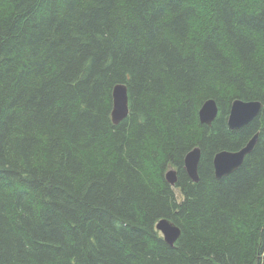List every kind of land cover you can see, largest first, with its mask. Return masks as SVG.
I'll use <instances>...</instances> for the list:
<instances>
[{
	"label": "trees",
	"instance_id": "16d2710c",
	"mask_svg": "<svg viewBox=\"0 0 264 264\" xmlns=\"http://www.w3.org/2000/svg\"><path fill=\"white\" fill-rule=\"evenodd\" d=\"M234 99L262 103L238 129ZM0 264H264V0H0Z\"/></svg>",
	"mask_w": 264,
	"mask_h": 264
},
{
	"label": "water",
	"instance_id": "95a60500",
	"mask_svg": "<svg viewBox=\"0 0 264 264\" xmlns=\"http://www.w3.org/2000/svg\"><path fill=\"white\" fill-rule=\"evenodd\" d=\"M113 106L111 119L116 124L119 123L128 113V95L124 84H116L112 89ZM262 103L259 100L234 99L231 102L227 124L231 129H238L252 121L260 112ZM218 107L214 99H207L198 111L201 123L210 125L215 119ZM257 141L255 133L242 147L237 150L223 149L217 151L213 156V167L216 178L226 176L235 171L243 162L245 156L250 153ZM200 159V148L194 147L188 151L184 157V169L190 179L198 181V163ZM166 181L173 185L177 180L176 170L169 168L165 172ZM155 228L161 233L164 240L172 245L180 234L177 225L166 218L157 221Z\"/></svg>",
	"mask_w": 264,
	"mask_h": 264
},
{
	"label": "rangeland",
	"instance_id": "374dc122",
	"mask_svg": "<svg viewBox=\"0 0 264 264\" xmlns=\"http://www.w3.org/2000/svg\"><path fill=\"white\" fill-rule=\"evenodd\" d=\"M178 195V194H177ZM179 196V195H178Z\"/></svg>",
	"mask_w": 264,
	"mask_h": 264
}]
</instances>
